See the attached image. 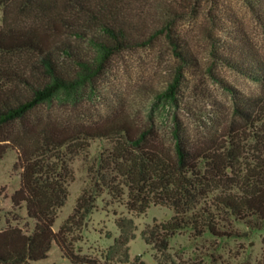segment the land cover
<instances>
[{"label": "trees", "instance_id": "1", "mask_svg": "<svg viewBox=\"0 0 264 264\" xmlns=\"http://www.w3.org/2000/svg\"><path fill=\"white\" fill-rule=\"evenodd\" d=\"M203 1L0 0V159L7 150L16 151L20 183L10 199L34 221L28 230L8 222L0 229V264H35L53 243L72 263L149 264L130 255L137 226L125 214L115 217L119 234L109 246L83 252L77 245L104 191L125 200L131 213H144L152 204L173 209L170 219L155 220L141 231L163 264H207V259L237 264L217 254L215 246L187 259L176 257L169 240L183 230L193 238H222L231 235L233 219L264 227V91L234 95L236 120L226 125L223 139L191 140L177 118L166 138L152 124H135L122 113L84 119L79 112L114 54L158 37L179 61L155 98L176 100L183 67L195 56L175 22L198 15ZM244 2L264 33V0ZM207 17L212 56L264 86V55L241 30H228L231 16L222 22L209 11ZM215 28L227 36L214 34ZM58 105L67 108L63 114ZM93 139L110 146L88 164L89 183L54 230L74 179L71 161L85 154Z\"/></svg>", "mask_w": 264, "mask_h": 264}, {"label": "rangeland", "instance_id": "2", "mask_svg": "<svg viewBox=\"0 0 264 264\" xmlns=\"http://www.w3.org/2000/svg\"><path fill=\"white\" fill-rule=\"evenodd\" d=\"M199 9L198 15L190 13L175 22V29L185 38L195 56L193 64L183 67V82L176 100L155 98L156 91L172 79L179 61L165 38L158 37L147 46L125 49L110 58L103 73L95 80L94 93H90L79 105L82 118L95 119L122 113L130 116L135 124H152L166 138L175 126L174 118H177L191 140L223 139L226 125L236 120L232 114L234 95L240 98L258 94L264 91V86L226 61L212 56V46L207 37L210 28L207 13L218 14L222 22L227 19L226 16H231L233 19L227 23L228 30H241L243 36L263 55L264 33L244 0H204ZM2 16L0 8V26ZM212 32L227 36L216 28ZM66 109L59 106L57 112L63 114ZM251 130L247 129V133ZM109 146L107 140L93 139L87 152L71 161L74 179L68 185V196L58 211L54 230H58L72 212L81 189L89 183L88 164ZM19 183L17 153L9 149L0 159V229L7 222L26 230L33 227L34 221L26 216L25 211L12 206L10 197ZM120 214L132 217L137 226L136 236L129 242L131 257L139 256L149 264H163L165 260L163 257L155 259V252L142 237L141 231L155 220L170 219L173 209L152 204L144 213H131L125 200L114 199L106 191L97 198L94 209L87 216L82 228L83 238L77 245L82 247L83 252L109 246L119 234L115 217ZM229 232L231 235L214 239L209 235L193 238L188 230L178 231L169 240V252L187 259L201 251L209 252L215 246L217 254L234 263L264 264V227H250L244 221L233 219ZM35 264L78 263L64 257L57 244L53 243L48 256L35 261ZM207 264H212L210 259H207Z\"/></svg>", "mask_w": 264, "mask_h": 264}]
</instances>
